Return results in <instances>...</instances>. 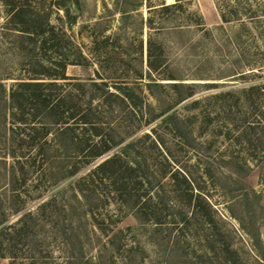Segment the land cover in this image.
<instances>
[{"label":"trees","instance_id":"1","mask_svg":"<svg viewBox=\"0 0 264 264\" xmlns=\"http://www.w3.org/2000/svg\"><path fill=\"white\" fill-rule=\"evenodd\" d=\"M1 1L9 10L6 21L9 30L25 35L41 52L57 54L63 50L62 42L67 35L57 33L55 25L42 11L24 3V0ZM228 4L230 8L226 10L219 6L225 23L234 20ZM177 5L179 2L163 8L171 10ZM79 55L87 59L81 51ZM148 56L147 76L150 82L146 85L167 86L174 94L172 98L176 99L168 109L159 113L146 100L140 81L136 82L137 90L129 83L111 87L103 80L85 81L69 77L68 65L83 63L82 60L70 59L69 55L60 56V59L39 57L37 67L34 65L26 77L14 78L9 87L0 79V136L3 132L4 148L11 151L8 155L14 159L10 165L13 186L9 194L5 193V203L10 206V211L4 210L0 217L2 257L18 254L12 252L16 247L13 243L19 245L22 241H26V245L33 244V254H53L52 247L61 238L60 233L65 238L60 241L59 251L74 254L75 244L71 237L79 227L66 221L60 226L58 216H68L71 211L75 213L78 209L74 202L81 209L88 203L89 209L85 212L90 214V225L104 230L108 218H113L108 208L114 203L120 211L133 215L138 227L112 229L106 240L108 243L116 238L127 240L129 235L126 232H134L139 227L172 226L179 229L180 234L173 237L174 231L167 229L164 239L169 241L168 253L173 254L182 248L190 254L191 245L186 237L196 226L195 236L216 242L218 250L230 255L231 264H243L239 251L225 239L227 233L220 227L210 196L196 187L190 173L173 161L161 130L173 135L180 149L186 153H189L186 149H192L198 141V137L193 139V127L199 121L206 128H217L220 139L237 140L242 146L246 144L242 134L250 132L253 138L247 140V147L258 151V155L264 158V86L257 84L199 96V88L216 87L217 84L187 81L174 74L159 78L157 75H166L171 67L152 62L154 50L151 41ZM243 73L234 70L231 75L243 77ZM160 80L172 82L164 84ZM195 80L208 79L197 77ZM184 102L188 113L176 108ZM119 112L124 116H121L124 126L119 125L120 130L118 128L117 131L112 128L115 131L110 134L105 126L111 121H106V117L116 114L119 118ZM158 119L151 132L140 133ZM188 137H192L191 142ZM113 150L111 156L98 161ZM231 160V163L241 164L239 156H232ZM5 163L8 166L7 160ZM242 163L243 169H249L253 164L247 159ZM15 164L23 170V182L18 181ZM205 173L212 179L215 176L211 169ZM28 179L31 183L37 179V183L30 187ZM67 180L71 181L66 187L45 197L51 189ZM19 187L25 190L21 191ZM38 200L41 201L34 208L26 209L29 202ZM103 209L105 213L101 212ZM9 212L20 215L15 221L8 222ZM48 216L56 221L47 223ZM121 220L116 218L113 222L115 227ZM48 225L52 228L48 229ZM86 231H89V225ZM163 231L157 229L160 235ZM183 238L185 245H181ZM124 247L125 243L119 250ZM201 251L202 254H211L208 250Z\"/></svg>","mask_w":264,"mask_h":264},{"label":"rangeland","instance_id":"2","mask_svg":"<svg viewBox=\"0 0 264 264\" xmlns=\"http://www.w3.org/2000/svg\"><path fill=\"white\" fill-rule=\"evenodd\" d=\"M23 2L42 11L55 25L57 33L60 35L65 33L67 36L62 42L63 50L57 54L35 49V45L25 35L17 30L8 29L6 21L9 10L0 0V79L8 87L14 78L28 76L29 70H33L34 65L35 68L37 67L36 61L39 57L60 59L69 55L70 59L83 62L68 65L69 77L85 81L103 80L111 87L115 84L129 83L137 90L139 89L136 82L140 81L146 100L152 103L159 113L168 109L176 99L172 98L174 94L167 86L162 88L146 85L150 82L147 76L150 41L154 50L152 62L171 67L166 75L156 74L157 77L165 78L168 74H174L187 81L217 84L216 87L199 88V96L223 90H239L257 84L264 86V0H24ZM177 2L179 5L171 10L163 8ZM228 3L231 5V18L234 20L225 23L221 18L220 8L226 10L229 7ZM202 23L203 26L200 25ZM80 51L87 59L79 57ZM234 70L244 72L245 76H232L231 72ZM197 77L208 80H195ZM160 82L167 84L172 80H160ZM185 104L184 102L176 108L182 113H188ZM117 115L119 118L116 114H109L106 117V121H111L105 126L110 134H114L119 125L124 126L121 117L123 114L119 112ZM158 122L159 119L144 127L140 133L151 132ZM193 128V139L198 137V141L192 149H186L189 153L180 149L173 135L161 130L162 138L169 152L172 153L173 161L187 170L196 187L210 196L217 211L220 227L227 233L225 239L239 251L243 264H264V158L258 155V151L247 147V140L253 136L250 132L242 134L246 142L242 146L237 140L220 139L218 129L206 128L202 121L195 123ZM1 134L0 217L4 210L10 211V206L5 203V193L9 194L13 186L10 179V165L14 161L8 155L11 151H6L4 148V134L3 132ZM188 138L191 142L192 137ZM113 153L114 150L98 161L106 159ZM232 156H239L241 164L231 163ZM246 159L253 163L249 169L242 168V161ZM15 165L18 181L23 182L25 177L23 170L19 168V164ZM209 169L215 174L213 179L205 173ZM30 180L28 179L30 187L37 183V179L34 183ZM70 181L67 180L54 187L45 197L57 193ZM14 187L17 188V185ZM19 188L21 191L25 190L24 187ZM252 190L258 195L252 193ZM40 201L29 202L26 209L34 208ZM74 205L78 209L75 213L71 211L68 216L64 214L58 216L60 226L66 221L67 224L73 223L79 227V231L71 237L75 244L74 254L69 251L64 253L59 251L60 241L65 238L60 233L61 238L53 244V254H33V244L26 245L27 242L22 241L19 245L13 243L16 247L12 252L18 254L10 253L5 257L0 254V264H12V262L15 264H231L230 255L218 250L219 246L216 242L195 236L198 231L196 226L186 237L191 245L190 254H186L181 247L173 254L168 253L169 241L164 239L167 229L174 231L173 237L180 234L179 229H173L172 226L139 227L134 232H126L129 235L127 240L120 241L116 238L114 242L108 243L106 240L112 229L118 231L127 227H138L135 217L120 211L119 206L113 203L108 208L113 218H108L109 215L106 217L108 225L103 230L90 225L92 222L88 221L90 214L85 212L89 209L88 203H85L84 209H81L77 202H74ZM101 212L106 211L103 209ZM8 215V222H13L20 214L13 215L9 212ZM46 218L47 223L56 221L51 216ZM116 218L122 219L117 227L113 223ZM51 226L48 225V229L52 228ZM157 229L164 231L160 235ZM122 242L126 247L119 250L120 245L124 244ZM185 242L183 238L181 245H185ZM10 243L12 245V242ZM82 244L84 246L81 250ZM201 250H208L211 254H202Z\"/></svg>","mask_w":264,"mask_h":264}]
</instances>
